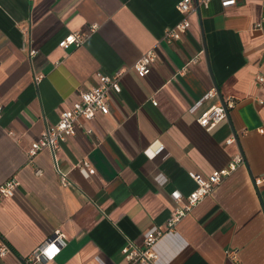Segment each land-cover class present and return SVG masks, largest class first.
<instances>
[{
	"label": "crops",
	"instance_id": "1",
	"mask_svg": "<svg viewBox=\"0 0 264 264\" xmlns=\"http://www.w3.org/2000/svg\"><path fill=\"white\" fill-rule=\"evenodd\" d=\"M177 1L0 0V183L19 182L0 199V244L9 248L0 264H23L57 231L66 244L48 264H130L121 247L164 230L196 186L192 173L206 176L237 152L242 162L157 240L154 264H264V81L256 78L264 74V0L198 3L185 33L167 42L164 29L182 17ZM76 31L79 45H59ZM151 49L150 70L139 73L132 65ZM117 69L121 89L108 113L82 120L54 155L29 154L79 91L97 83L96 72ZM214 82L233 105L207 129L196 117L221 102Z\"/></svg>",
	"mask_w": 264,
	"mask_h": 264
},
{
	"label": "built area",
	"instance_id": "2",
	"mask_svg": "<svg viewBox=\"0 0 264 264\" xmlns=\"http://www.w3.org/2000/svg\"><path fill=\"white\" fill-rule=\"evenodd\" d=\"M198 3L206 4L209 0H197ZM237 0H221L223 6H229L235 4ZM177 10L182 14V17L176 23L167 26L164 29L163 38L167 42H172L181 38V36L187 30L190 21L189 14L196 9L194 0H178L175 4ZM264 7V2H263ZM29 25L25 24L20 27V31L23 35L29 36ZM28 39V38H27ZM83 39V33L76 31L65 36L59 45L66 47L69 44L79 45ZM29 41V39H28ZM36 48L29 42L28 54L34 55ZM154 50H148L142 56H140L134 63L133 68L139 73H147L150 70L151 62L154 59ZM264 61V56H263ZM122 71L120 69L111 73L96 72L98 78L97 83L91 85L88 88L81 89L78 97L71 102V104L63 108L58 115L56 123L52 126L46 127L39 136L34 139L29 146L28 152L33 155L40 149H48L54 155L61 141L65 140L68 136L72 135L82 120H91L97 113L106 114L110 111L109 100L112 93L120 91V76ZM42 77L41 73H37L34 76L35 82L39 81ZM259 82L264 81V74H258L256 76ZM216 93L214 88L209 89L203 96L193 102L188 110L194 112L200 107L203 100L214 95ZM152 103L157 104V100L152 98ZM259 102L262 99L258 98ZM231 100H226L225 105L221 102L211 105L199 112L196 119L205 128L210 129L225 118V106L228 108L232 106ZM1 114V106H0ZM90 127L87 128V132H91ZM234 138L232 136L225 139V142L229 143ZM242 162V156L240 153H235L229 160L228 164L222 168L212 170L206 176L192 173V177L196 182L195 188L190 191L185 198V202L182 205L174 207L166 220V228L164 230L159 229L155 232L147 234L143 241L138 244L133 241H127L122 247L121 252L124 258L130 264H154L157 258V252L154 249V245L157 240L164 234L165 231L172 229L175 224L185 216L191 209L199 203L205 196H207L213 187L220 182L226 175H228L236 166ZM82 172L89 176L94 172L91 163L82 158L78 164ZM60 181L63 184L68 183L66 174L61 172L59 168ZM261 180H264V173L261 175ZM18 180L15 177H10L0 183V199L12 196L18 185ZM173 196L176 200L182 199V194L178 190L173 191ZM66 244V238L61 232H55V234L42 243L38 244L29 253L25 255L23 264H48L61 248ZM9 248L6 244H0V257H3ZM235 253L234 250L228 252V254ZM235 255V254H233Z\"/></svg>",
	"mask_w": 264,
	"mask_h": 264
},
{
	"label": "water",
	"instance_id": "3",
	"mask_svg": "<svg viewBox=\"0 0 264 264\" xmlns=\"http://www.w3.org/2000/svg\"><path fill=\"white\" fill-rule=\"evenodd\" d=\"M195 4H196V9H197V11L199 10V5H198V1L197 0H195ZM205 55H206V57H207V52H206V50H205ZM215 84V88H216V90H217V92H218V96L220 97V99H221V103L223 104V105H225V101H224V99H223V97H222V95L220 94V92H219V90H218V86H217V83L216 82H214ZM225 113H226V116H228V108L225 106Z\"/></svg>",
	"mask_w": 264,
	"mask_h": 264
}]
</instances>
